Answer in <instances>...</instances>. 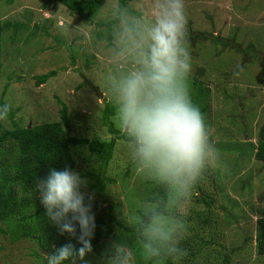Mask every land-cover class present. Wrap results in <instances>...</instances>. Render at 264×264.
Listing matches in <instances>:
<instances>
[{
	"label": "rangeland",
	"instance_id": "374dc122",
	"mask_svg": "<svg viewBox=\"0 0 264 264\" xmlns=\"http://www.w3.org/2000/svg\"><path fill=\"white\" fill-rule=\"evenodd\" d=\"M118 1L104 0L96 21L117 18ZM184 4L187 34H212L222 40H234L244 49L252 45L253 55L251 58L249 54L246 62L244 54L230 47L215 46L209 41L193 45L190 39H186L191 56L188 78L200 73V79L212 95L207 101L210 142L218 149L219 159L209 167L210 175L214 176L200 179L203 188L215 192L217 203L211 207L201 203L195 205L192 196L197 194L192 188L183 207L170 211L182 220L191 214L192 207L203 212L201 216L210 218L211 226L218 228L216 241L219 244L209 246L208 250L202 247V251L194 256L190 255L192 249L189 248L185 256L168 260L171 264H225L229 256V264H264V253L259 251L256 242L260 233L259 223L264 216V164L251 156L238 165L227 158L230 154L220 150L223 144L235 140L247 142L249 130H253L255 135L263 123L264 0H184ZM129 7L132 9L128 13L131 17L141 14L147 17L150 0H133ZM0 21L27 27L18 33L11 28L3 35L2 47L0 93L5 92V102L13 111L17 110L15 118L19 124L33 127L59 121L63 108L61 100L69 107L73 137L101 142L111 140L113 135L102 120L106 103L113 104L109 80L126 74L134 67L130 60L124 62L112 55L116 47L115 36L113 46H109L106 39L97 41L94 25L72 16L68 8L52 0H14L12 4L2 0ZM258 54L261 59L256 57ZM252 59L254 61L249 62ZM55 70L58 71L56 77L45 84H37V76ZM238 71L239 75H234ZM95 89L103 94V98L96 94ZM113 120L119 128L115 117ZM2 123L5 129H11L9 118ZM242 124H246L249 130L245 131ZM122 134L121 131L119 136ZM253 141L255 143V138ZM73 151L77 162L74 171L87 181V186H82L81 191L94 198L92 213L95 224L112 212L119 220L134 226L145 202L157 195L159 185L146 180L137 170L130 159L126 141H117L114 157L106 172V177L115 182L105 183L107 188L101 197L92 195L89 186L93 180L85 175L98 169L101 165L99 157L91 154L85 145L77 146ZM231 155L239 157L238 154ZM191 226L189 224L188 228ZM200 233L205 236L201 229L196 231V234ZM118 240L124 241L121 238L99 241L93 251L86 254L84 261L77 260V264L85 261L87 264H106V254L111 244ZM194 241L198 244L194 242V248L200 249L201 241L198 238ZM0 248V264L41 263L33 254L37 247L31 241L14 244L7 235L0 234ZM138 264L143 262L138 261ZM163 264L168 262L164 260Z\"/></svg>",
	"mask_w": 264,
	"mask_h": 264
},
{
	"label": "clouds",
	"instance_id": "9594fccd",
	"mask_svg": "<svg viewBox=\"0 0 264 264\" xmlns=\"http://www.w3.org/2000/svg\"><path fill=\"white\" fill-rule=\"evenodd\" d=\"M117 18L120 23L112 55L130 60L134 67L109 80L115 120L137 170L171 196L167 201H146L134 224L136 244L113 242L105 261L163 264L167 257L186 255L179 247L186 225L170 210L183 207L206 168L218 162L219 151L210 142L205 118L190 95L184 0H150L147 17H131L127 9H121ZM10 111L9 104L0 105V121L7 120ZM82 186L87 181L70 168L50 169L46 178L37 181L36 191L50 222L60 235L68 234L80 245L77 249L69 242L44 254L46 264H77L93 251V197L88 196L86 204Z\"/></svg>",
	"mask_w": 264,
	"mask_h": 264
},
{
	"label": "trees",
	"instance_id": "16d2710c",
	"mask_svg": "<svg viewBox=\"0 0 264 264\" xmlns=\"http://www.w3.org/2000/svg\"><path fill=\"white\" fill-rule=\"evenodd\" d=\"M0 0V4H1ZM7 4H12L14 0H5ZM55 4H60L68 8L72 16H77L82 20L89 21L91 25L96 27V40H107L109 46H113V39L115 29L118 26V18L108 21H96L99 16L104 0H52ZM133 0H119L118 1V14L121 9H127L130 13L132 9L129 4ZM11 28H14V32L18 33L20 29L27 28L23 24H15L12 22L0 21V82L2 76V47H3V35ZM186 39H190L191 43L195 45L197 42L209 41L212 45H223L230 47L235 52L244 54L247 62V58L251 53L252 45L248 49H244L240 44L234 43V40L228 39L222 40L218 36L207 33H194L187 34ZM232 41V42H230ZM72 51V48H71ZM74 58V55H72ZM256 57L261 59L258 54ZM254 59L249 60V62ZM67 70V69H66ZM58 71H50L47 74L37 76V84L42 85L47 83L51 78L56 77ZM227 73L226 75H228ZM201 74L197 73L192 78H188L190 86V95L194 104H196L206 122V126L210 134V118H209V105L207 101L211 99V91L205 85V82L200 79ZM4 93H0V105L5 104ZM62 105L61 119L56 122L44 123L39 126H21L16 120V111L11 109L8 118L11 122V129H5L2 121H0V234L7 235L11 243H18L19 241H31L35 243L37 251L33 254L39 263L46 264L44 261V254L52 253L56 248L61 247L66 243L74 244L77 249L80 245L76 239L68 234L60 235L58 228L50 222L46 216V210L40 202L39 192L36 191V184L39 179L46 178L49 170L55 168L56 170H64L70 168L74 171L77 166L73 149L77 146L85 145L89 148L90 153L97 155L101 165L98 169L90 170L85 175L93 180V184H90V189L93 192L94 197H101V194L106 190V182H115L114 180L106 177L107 169L114 157L117 140H125L124 133L121 134V129L117 128L113 117H115L114 104L107 102L106 109L104 111L102 120L103 124L108 128L109 132L113 135V138L109 141L89 140L88 138H75L72 136L71 119L68 114L69 107L67 104L59 100ZM255 119H253V122ZM244 130H249L245 126L241 125ZM249 140L247 142L234 141L222 145V149L230 157L229 160L235 161L238 165H242L243 161L247 158L254 156L257 161L264 164V118L263 123L258 126L257 133L254 135L253 130H249ZM117 136V137H116ZM255 138V143H253ZM231 154H238V156H232ZM241 154V155H240ZM216 173V172H215ZM204 176V177H203ZM214 176L210 175V168H206L203 172V178H210ZM200 177V178H201ZM213 178L212 181H214ZM201 179L193 186V191L197 194L196 197L192 196L195 201V205L203 204L206 207L216 204L215 192L206 190L201 185ZM158 193L151 200H165L169 199L170 193L163 187H158ZM85 203H88V196H85ZM99 197V198H100ZM94 199V198H93ZM93 201V200H92ZM191 214L185 216L183 221L186 225V233L183 239L180 241L179 247L183 250L192 249L191 256L199 254L204 250H208L209 246L213 244H219L216 241L217 227H212L210 218L201 216L203 212H197L192 207L190 209ZM192 225L188 228V225ZM208 226L212 228L206 229ZM199 229L204 232L202 234H196ZM258 237L256 242L259 251L264 253V216L259 223ZM193 232L194 235H189ZM77 235H79V226L77 225ZM198 238L201 242V248L195 249L193 243L194 239ZM121 238L129 246H134L138 240V234L134 226H129L127 223L119 220L115 213H107L106 218H100L96 222V228L93 238L91 240L92 249L101 240ZM196 243V242H195ZM197 244V243H196ZM198 245V244H197ZM220 246V245H219ZM199 247V246H196ZM221 247V246H220ZM226 249V247H224ZM1 252V248H0ZM38 255V256H37ZM167 258L165 261L171 264V260ZM230 263L229 256L225 260V264Z\"/></svg>",
	"mask_w": 264,
	"mask_h": 264
},
{
	"label": "water",
	"instance_id": "95a60500",
	"mask_svg": "<svg viewBox=\"0 0 264 264\" xmlns=\"http://www.w3.org/2000/svg\"><path fill=\"white\" fill-rule=\"evenodd\" d=\"M96 94L100 96L101 98H103V94L99 93L97 89H96ZM42 252L43 254H46L44 250H42Z\"/></svg>",
	"mask_w": 264,
	"mask_h": 264
}]
</instances>
